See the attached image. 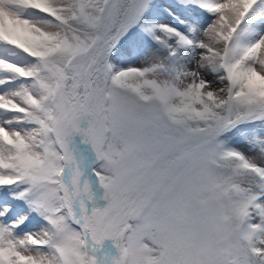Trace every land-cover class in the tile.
<instances>
[{
	"label": "snow or ice",
	"instance_id": "snow-or-ice-1",
	"mask_svg": "<svg viewBox=\"0 0 264 264\" xmlns=\"http://www.w3.org/2000/svg\"><path fill=\"white\" fill-rule=\"evenodd\" d=\"M0 264H264V0H0Z\"/></svg>",
	"mask_w": 264,
	"mask_h": 264
}]
</instances>
